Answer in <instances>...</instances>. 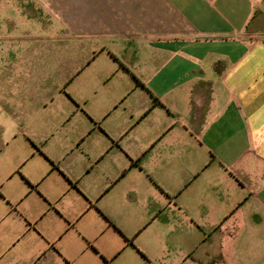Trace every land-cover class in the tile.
I'll return each instance as SVG.
<instances>
[{
  "label": "crops",
  "instance_id": "crops-1",
  "mask_svg": "<svg viewBox=\"0 0 264 264\" xmlns=\"http://www.w3.org/2000/svg\"><path fill=\"white\" fill-rule=\"evenodd\" d=\"M19 16L87 42V134L163 193L116 264H264V0H0L24 37Z\"/></svg>",
  "mask_w": 264,
  "mask_h": 264
},
{
  "label": "rangeland",
  "instance_id": "rangeland-1",
  "mask_svg": "<svg viewBox=\"0 0 264 264\" xmlns=\"http://www.w3.org/2000/svg\"><path fill=\"white\" fill-rule=\"evenodd\" d=\"M18 18L29 35L0 22V264H116L122 229L163 193L120 139L87 134V42Z\"/></svg>",
  "mask_w": 264,
  "mask_h": 264
}]
</instances>
